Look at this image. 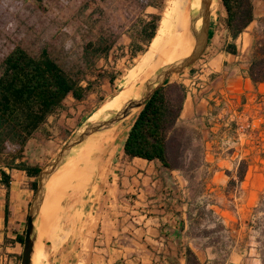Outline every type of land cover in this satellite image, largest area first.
I'll use <instances>...</instances> for the list:
<instances>
[{
    "label": "crops",
    "instance_id": "1",
    "mask_svg": "<svg viewBox=\"0 0 264 264\" xmlns=\"http://www.w3.org/2000/svg\"><path fill=\"white\" fill-rule=\"evenodd\" d=\"M253 6L254 21L235 40L226 28L227 12L221 0L216 15L212 16L205 51L211 56L199 77L203 81L197 85L203 88L195 87L197 81L193 75L183 81L187 93L170 134L180 149L179 158L171 155L173 168L163 167L158 160L130 159L123 151L124 138L108 161L79 185L86 186L87 193L81 202L75 245L67 251L62 263L57 259L53 262L187 264V249L202 264L244 262L242 252L212 241L211 235L196 238L192 231L199 215L195 202L217 190L227 197L230 182L227 170L239 167L251 143L253 148H258L264 140V84H254L248 74L253 32L264 17V0H254ZM230 45L236 48V53L226 50ZM69 99L74 100L68 97L60 117L71 112ZM260 124L261 128L247 134L239 129ZM1 169L11 176V185L8 190L0 183V252L4 256L0 264H21L23 245L17 237L26 230L34 198L32 184L36 179L24 171ZM198 184L205 187L203 197L195 191ZM56 199L47 198L42 208L43 218L45 206L49 212ZM69 214L67 219L72 222L76 216ZM43 225L47 231V225ZM47 236L51 238L48 231ZM40 246L39 241L36 247ZM44 253L42 249L38 264Z\"/></svg>",
    "mask_w": 264,
    "mask_h": 264
},
{
    "label": "rangeland",
    "instance_id": "2",
    "mask_svg": "<svg viewBox=\"0 0 264 264\" xmlns=\"http://www.w3.org/2000/svg\"><path fill=\"white\" fill-rule=\"evenodd\" d=\"M153 15L159 17L157 37L147 44L142 31L143 24L150 21ZM174 21V0H0V64L16 46L36 58L47 48L50 57L64 71L80 80L84 86L91 83L92 88L87 91L83 103L71 99L67 101L71 112L59 116L58 120L50 118L28 142L22 154L23 161L29 165L45 166L79 126L118 96L125 87L143 76L173 29ZM98 47L100 52H96ZM204 54L202 61L187 72L188 78L175 76L171 83L185 85V79L201 74L200 70L205 69L211 56L209 52ZM132 124L104 153L93 152L87 162H80L78 166L83 171L69 186H63L62 183L65 171L61 177L50 182L49 197L58 199L44 214V223L51 238L45 236L40 239L45 251L40 264H59L53 262L55 259L62 263L65 255H68L67 251L75 245L78 215L87 193L86 186L79 185L108 161ZM261 124L256 128H261ZM261 145L253 148L251 143L249 151L243 153L242 161L248 165L245 179L236 184L228 183L227 197L220 194L219 190L203 197L205 187L195 185L196 193L203 198L195 202L194 208L199 207L202 216L194 220L192 235L200 239L211 235L212 241L222 242V246L227 244L242 252L245 256L242 264H264V258L259 253L262 247L258 242L260 234L249 227V223L255 220L254 208L264 193V140ZM15 155L17 146L9 141L0 144V169L5 168ZM21 160L19 158L16 161L18 163ZM237 170H227L230 181L237 180ZM69 212L70 216H76L72 222L67 219ZM42 218L43 211L38 226V240ZM64 264H68L67 261Z\"/></svg>",
    "mask_w": 264,
    "mask_h": 264
},
{
    "label": "trees",
    "instance_id": "3",
    "mask_svg": "<svg viewBox=\"0 0 264 264\" xmlns=\"http://www.w3.org/2000/svg\"><path fill=\"white\" fill-rule=\"evenodd\" d=\"M221 2L227 12L226 28L235 40L254 21V0ZM158 22L159 17L153 15L150 21L143 24L142 31L146 35L147 44L154 40ZM253 37L252 60L248 74L254 84H264V17L254 30ZM99 50L100 47L96 52ZM226 50L236 53L233 45L228 46ZM91 89V83L84 86L80 80L64 71L50 57L47 48L36 58L16 46L1 62L0 144L9 141L17 146V155L11 158L5 167L9 170L24 171L29 177L35 178L32 184L34 191L37 190V178L42 167L23 161L22 154L28 142L48 123L50 117L57 120L65 110V102L69 96L77 102H82L87 91ZM185 97V86L177 82L157 90L137 114L126 134L123 144L125 155L130 159L158 160L163 167L172 169L171 155L176 158L180 149L177 140L170 134L181 114ZM1 150L9 153L4 148ZM19 158L22 160L17 163ZM247 168L248 165L242 161L237 170V180H231L229 185L244 181ZM228 174L232 175L230 172ZM0 175V183L9 190L11 176L3 169H0ZM201 211L198 217L202 216ZM254 217L255 220L249 223V227L260 234L258 242L262 247L259 248V253L264 258V193L254 208ZM24 236L25 232L17 237L22 245ZM186 262L202 264L191 249L186 251Z\"/></svg>",
    "mask_w": 264,
    "mask_h": 264
},
{
    "label": "water",
    "instance_id": "4",
    "mask_svg": "<svg viewBox=\"0 0 264 264\" xmlns=\"http://www.w3.org/2000/svg\"><path fill=\"white\" fill-rule=\"evenodd\" d=\"M213 1L201 0L200 8L191 15L190 30L194 36L195 44L189 56L165 65L154 72L142 84L138 97L129 99L120 109L109 110L96 120H91L92 117H90L78 127L56 156L42 167L37 180V190L28 213L21 264H35L38 226L48 192V183L52 176L70 162L91 136L112 129L135 112L138 114L157 90L170 84L173 77H181L190 71L192 66L200 60L209 44ZM200 20H202V24L198 27L197 24Z\"/></svg>",
    "mask_w": 264,
    "mask_h": 264
},
{
    "label": "bare ground",
    "instance_id": "5",
    "mask_svg": "<svg viewBox=\"0 0 264 264\" xmlns=\"http://www.w3.org/2000/svg\"><path fill=\"white\" fill-rule=\"evenodd\" d=\"M175 2V21L173 29L165 42L163 43L161 49L157 52L156 56L153 58L152 64L146 70L143 76H141L136 81L132 82L129 86L125 87L118 96L112 98L104 106H102L91 118V120L98 119L101 115L109 110L120 109L125 102L129 99L137 98L139 95L140 88L142 84L158 69L165 65H169L179 61L187 56H189L194 48L195 39L190 30L191 28V15L193 12L200 8L201 0H174ZM220 5V0H214L212 4L211 17L215 16ZM202 20L197 24L200 27ZM137 112L128 117L125 121L119 125L113 127L110 130L100 132L91 136L88 141L82 146L77 156L68 163V166H63L48 183V192L44 201L50 195L49 184L54 178L61 177L65 171L63 177V186H69L72 180L79 178L83 170L79 169V163L83 161H88V156L93 152L104 153L108 148H110L114 143H116L121 136H123L124 129L131 125L135 120ZM96 154V153H95ZM81 164V163H80ZM98 164V163H97ZM64 190V189H62ZM55 202V200H54ZM43 204V206H44ZM48 212V207L45 206L44 213ZM48 215V214H47ZM46 221V220H45ZM44 218H42V228L39 234V240L47 236V231L43 225ZM39 229V228H38ZM48 237V236H47ZM36 243V244H37ZM42 250V247H36V257L35 264H38V256ZM46 264V263H45Z\"/></svg>",
    "mask_w": 264,
    "mask_h": 264
},
{
    "label": "built area",
    "instance_id": "6",
    "mask_svg": "<svg viewBox=\"0 0 264 264\" xmlns=\"http://www.w3.org/2000/svg\"><path fill=\"white\" fill-rule=\"evenodd\" d=\"M205 54H203L202 55V57L200 58V60L198 61V62H200V61H202V58H204L205 56H204ZM200 73L201 74H199V73H197V74H195V75H193V76H195L196 77V81H197V84H195V87L196 88H198L199 90L200 89H202L203 88V85H200V86H197V85H199V83L200 82H202L203 80H201V78L199 79V77L201 76V75H203V69L202 70H200ZM195 81V80H194ZM185 86V85H184ZM185 88H186V86H185ZM186 93H187V88H186ZM239 129L244 133V134H247V133H250V131H256V126H251V125H248V126H241V127H239ZM3 259H4V256L2 255V253L0 252V262H2L3 261Z\"/></svg>",
    "mask_w": 264,
    "mask_h": 264
}]
</instances>
